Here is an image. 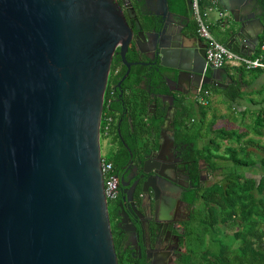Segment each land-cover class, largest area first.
<instances>
[{"label": "water", "instance_id": "1", "mask_svg": "<svg viewBox=\"0 0 264 264\" xmlns=\"http://www.w3.org/2000/svg\"><path fill=\"white\" fill-rule=\"evenodd\" d=\"M119 1L0 0V264H117L99 123L111 55L118 46L125 63L132 36L121 9L133 11L130 1ZM247 1L217 2L239 14ZM158 4L147 14L157 18L159 65L177 78L187 72L219 81L224 69L207 67L205 75L204 53L182 31L186 23L175 30L167 17L177 15L167 0ZM233 23L223 24L224 46L250 55L261 20L250 15ZM135 36L143 53L148 34ZM171 112L169 106L168 121Z\"/></svg>", "mask_w": 264, "mask_h": 264}, {"label": "flooded vegetation", "instance_id": "2", "mask_svg": "<svg viewBox=\"0 0 264 264\" xmlns=\"http://www.w3.org/2000/svg\"><path fill=\"white\" fill-rule=\"evenodd\" d=\"M136 1V8L130 1L133 11L121 8L132 27L130 44L124 52L128 67L116 46L102 96L99 133L108 119L105 137L109 149L105 158H110L115 177V196L106 200L107 220L117 264H177L185 252L188 225L201 206L199 194L213 183L214 172L209 173L208 165L192 152L193 143L177 134L175 117L180 110L176 101L197 105L195 95L203 86L225 89L235 82V76L224 69L219 81L187 72H180L177 78V72L160 66L152 30L158 29L157 18L147 14L160 8L158 0ZM244 8L239 14L223 11L227 22L234 24V19L243 21L253 15L263 25L264 2L248 0ZM177 16L169 15L167 20L172 22ZM182 21L186 23L182 31L195 38L193 44H197L199 54L204 53L205 42L196 36L190 8ZM174 23L177 30L182 22ZM249 25L256 30L254 23ZM138 30L149 38L140 45L143 53L134 47ZM219 38L224 40L223 33ZM208 70L206 67L205 75ZM169 106L171 121L165 117ZM179 124L189 128L192 123L183 119ZM202 142L195 140V146L200 147Z\"/></svg>", "mask_w": 264, "mask_h": 264}, {"label": "trees", "instance_id": "3", "mask_svg": "<svg viewBox=\"0 0 264 264\" xmlns=\"http://www.w3.org/2000/svg\"><path fill=\"white\" fill-rule=\"evenodd\" d=\"M130 1L136 8L138 2ZM258 1L264 2V0ZM167 5L170 12L187 16L189 0H167ZM199 5L202 8L205 3L200 1ZM262 21L264 26V20ZM263 36L264 30L261 31L260 38ZM218 41L224 44L221 38H218ZM117 62L116 57L113 64L116 65ZM238 70L240 79L243 72L259 74L264 71L263 69ZM203 89L220 93L236 106L242 96V91L234 85V82L225 89L206 85L202 87ZM260 90H264V85L257 92L261 93ZM181 101L179 99L176 101L180 110L175 117L178 122L177 134L193 143L192 152L208 165L209 173L217 169L221 170L219 178L203 188L199 194L201 206L197 209L193 222L188 225L185 234V252L177 264H264V141L251 137L242 139L246 131L236 132L224 127L213 128V120L205 125L209 102L203 106L185 104ZM263 101L264 98L261 97L258 103ZM104 110L106 115H109L108 109ZM246 111L242 109L239 114L244 115ZM250 115V131L254 135L264 136V107L260 106L255 111H250ZM183 119L191 121L189 128L181 127L179 123ZM204 127L210 131V136H204ZM199 139H203L202 145L196 147L195 140ZM223 141L226 143L234 141L235 146L224 144L220 153L218 151ZM251 148L259 153V156L255 155V159L250 157L253 153ZM104 159L111 162L108 157ZM226 162H229L228 165ZM250 168L258 172L257 179L252 176L253 172L249 171Z\"/></svg>", "mask_w": 264, "mask_h": 264}, {"label": "rangeland", "instance_id": "4", "mask_svg": "<svg viewBox=\"0 0 264 264\" xmlns=\"http://www.w3.org/2000/svg\"><path fill=\"white\" fill-rule=\"evenodd\" d=\"M200 11L205 13V22L208 25L209 31L211 35L218 40V34H221L223 31V26L221 27V22L225 21L224 23L227 22V17L224 15L222 17L219 16L218 12L223 11L219 6L216 5H204L202 8L200 7ZM228 71L233 73V75H238L239 70L235 68H227ZM242 75L249 76L248 78L245 79V82L243 84H236V86L239 87V89L242 91V96L238 99V106L235 104L230 103L226 98H224L220 93L216 91H210L208 95V100H209V107L208 111L206 114V123L207 125L208 121L213 120L212 127L213 128H219V127H224L227 129H231L234 131H246V135L242 138L245 139L247 137H251L253 139H257L260 141H264V136H257L254 135L250 131V124H251V115L250 111H255L258 109V107L263 106L264 107V101L262 103H258L260 101L261 97L264 98V90H260L261 93L257 92L258 89L263 87V82H264V71H262L259 74H249V73H244ZM254 78V81H252ZM251 100L252 102H250ZM232 106L233 109L231 108ZM242 109H246L247 111L245 112L244 115L239 114V112ZM204 136H210V131L206 130V127H204L203 131ZM235 137L233 136V140ZM224 144H230L231 146H235L234 141L230 143H226V141H223L221 143V147L219 148L220 153L223 151V146ZM250 148V147H248ZM247 148V149H248ZM109 145H108V138L105 136L100 135L99 136V152H100V157L102 159L105 158L106 154L108 153ZM252 149V148H251ZM253 153L250 155L253 159H255V155L259 156V153L254 151L252 149ZM228 165L229 162H226ZM224 164V163H222ZM225 165V164H224ZM227 166L225 167V169ZM221 169H217L213 171L214 175L212 177V181L219 178V171ZM243 170V168H241ZM252 176H254L256 179L258 178V172L253 171L252 168L249 170ZM248 172V175L250 173ZM211 178V177H210ZM229 232V231H228ZM264 248V244H263Z\"/></svg>", "mask_w": 264, "mask_h": 264}, {"label": "built area", "instance_id": "5", "mask_svg": "<svg viewBox=\"0 0 264 264\" xmlns=\"http://www.w3.org/2000/svg\"><path fill=\"white\" fill-rule=\"evenodd\" d=\"M203 1L205 5L218 6V0H189L191 17L195 23L196 36L205 42L204 64L209 68H235L244 71L263 69L264 70V36L260 38L256 49L250 55H244L232 51L217 41L210 33L208 25L205 22V13L200 11L199 2ZM219 16L224 15L223 11L218 12ZM209 91L201 89L195 95V101L199 105H207L209 102ZM103 128L99 135L106 136L108 119L105 120ZM100 173L102 179L103 194L106 200H112L115 196V177L111 170V163L100 157Z\"/></svg>", "mask_w": 264, "mask_h": 264}, {"label": "crops", "instance_id": "6", "mask_svg": "<svg viewBox=\"0 0 264 264\" xmlns=\"http://www.w3.org/2000/svg\"><path fill=\"white\" fill-rule=\"evenodd\" d=\"M174 16H175V15H174ZM173 21H174V22H178V21H179V22H182V23H183V21L179 18V16L174 17V18H173ZM224 22H225V21H223V22L220 23V24H221V27L223 26V24H225ZM221 33H223V31H222ZM220 35H221V34H218V36H216V37L219 38ZM217 41H218V40H217ZM255 49H256V47H254L253 50H255ZM251 53H252V52H251ZM227 71H228V70H227ZM244 73H245V72H243V74H244ZM246 73H247V72H246ZM230 74L233 75V73H231V72H230ZM233 76H235V77H234V79H235L234 85H235V86H236L237 83H238V84H243V83L245 82V79L249 77V76L242 75V79H240L238 75H233ZM252 79H253L252 81H254V78H252ZM263 84H264V82H263Z\"/></svg>", "mask_w": 264, "mask_h": 264}]
</instances>
